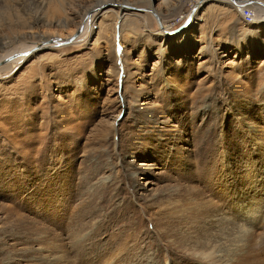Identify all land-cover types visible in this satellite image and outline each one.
<instances>
[{
	"label": "rangeland",
	"instance_id": "374dc122",
	"mask_svg": "<svg viewBox=\"0 0 264 264\" xmlns=\"http://www.w3.org/2000/svg\"><path fill=\"white\" fill-rule=\"evenodd\" d=\"M115 1L134 8L0 67V264H222L226 240L198 241L245 206L194 231L169 213L199 201L185 190L230 185L239 202L251 183L248 210L264 208V23L228 3L186 26L199 0ZM98 2L0 0V54L70 38Z\"/></svg>",
	"mask_w": 264,
	"mask_h": 264
},
{
	"label": "bare ground",
	"instance_id": "6f19581e",
	"mask_svg": "<svg viewBox=\"0 0 264 264\" xmlns=\"http://www.w3.org/2000/svg\"><path fill=\"white\" fill-rule=\"evenodd\" d=\"M208 2H218V3H225L232 5L233 7H236V10L242 14L243 7L250 8L249 5H253L255 8V11L250 8L254 13V20L252 21V24H263L264 23V10L258 9H264V2L259 0H199L198 3L193 7V9L189 12V14H185L183 18L186 17V26H188L190 23L196 22V16L199 15L201 12L202 7L205 5V3ZM247 4V5H246ZM117 5L123 7L121 12L118 13V18L122 20L124 18V15L126 12V8L132 9L134 8L133 5L127 4V3H118L115 0H99V2L92 8L88 9L87 12L84 14V20L80 27L78 28V32L73 34L75 35L72 39V43H77L82 40H86V34L90 31H92V25H93V19L97 18V15L101 10L102 13L100 14L105 15L110 8H106L108 6ZM106 8V9H105ZM136 9H139L136 7ZM141 9H147V8H141ZM149 10V9H147ZM150 11L157 15L158 13L155 11L154 8H150ZM111 12V11H110ZM124 14V15H123ZM93 17V19H92ZM195 18V19H194ZM146 20H143L145 26ZM147 27V26H146ZM163 32L170 29V24H165L162 22ZM183 33V31H182ZM92 34V33H91ZM72 35V36H73ZM181 35V32L175 34V38H178ZM70 36V37H72ZM67 39V38H65ZM64 38L59 37H52L50 40L48 38H44L38 42H25L26 44L21 46L13 47L12 49H6L2 52V55L0 54V67H3L5 65H11L12 68H15L18 66L22 59L25 58L27 55L33 53L37 48H43V47H54L58 46V44L61 42L64 44L65 41ZM8 46V45H7ZM5 63V64H4ZM249 177V174L247 175V178ZM243 187V184L240 188ZM247 190L246 192H254L256 195H259L261 192L260 190L252 185L251 183H248L247 186H244ZM239 190L236 189L234 186L230 185H224L221 186V190H219L218 194H216L215 197L212 199L215 200H203L202 195L199 191H196L194 188L185 190L186 195H191V197L196 196L199 200L198 202L194 201L191 204H187V206L179 207L177 211H175L173 208V212L171 213L172 216L177 224H180L182 222H189L190 227L194 229V231L198 230L199 228H205L209 225L208 220L210 219L211 215H213L215 212H221L223 210V207L229 204L233 205L232 208H240V204L244 205L245 208L242 209V211H239L237 214H240V217L233 218L234 213H232V217L228 221V223H220L218 222V219L215 220L216 228L213 231L209 232V235L203 237V239L199 240L198 242L202 245L200 249L210 248V241L211 237L215 239L216 242L224 241L226 240V243H223L222 246V253L220 256L222 257V264H264V244H262L259 240L260 236V225L261 230L264 231V208H260L258 211H249V206H253L256 204V200L251 199L250 195H245L241 198V200L238 202V192ZM237 193V194H236ZM235 196V198H234ZM237 202V203H236ZM189 203V202H188ZM258 206V205H257ZM170 208V207H169ZM159 209V208H158ZM171 211V210H170ZM253 212H258L253 214ZM169 219V217H168ZM171 221V220H169ZM245 223H243V222ZM175 222V221H174ZM242 222V223H241ZM171 225V224H170ZM206 225V226H205ZM173 226V225H172ZM219 227V228H217ZM214 241V242H215ZM222 241V242H223ZM263 241V240H262ZM213 243V242H212ZM213 246V244H211ZM181 246V245H180ZM193 257V256H192Z\"/></svg>",
	"mask_w": 264,
	"mask_h": 264
},
{
	"label": "built area",
	"instance_id": "2783aa9c",
	"mask_svg": "<svg viewBox=\"0 0 264 264\" xmlns=\"http://www.w3.org/2000/svg\"><path fill=\"white\" fill-rule=\"evenodd\" d=\"M242 16L247 23H251L254 20V13L250 8L243 7Z\"/></svg>",
	"mask_w": 264,
	"mask_h": 264
},
{
	"label": "water",
	"instance_id": "95a60500",
	"mask_svg": "<svg viewBox=\"0 0 264 264\" xmlns=\"http://www.w3.org/2000/svg\"><path fill=\"white\" fill-rule=\"evenodd\" d=\"M75 35H76V34H75ZM75 35H74V36H75ZM74 36H72V37H70V38H68V39H65L64 43L71 42V41H72V39L74 38Z\"/></svg>",
	"mask_w": 264,
	"mask_h": 264
},
{
	"label": "crops",
	"instance_id": "0c3cea01",
	"mask_svg": "<svg viewBox=\"0 0 264 264\" xmlns=\"http://www.w3.org/2000/svg\"><path fill=\"white\" fill-rule=\"evenodd\" d=\"M183 32H184V30H183Z\"/></svg>",
	"mask_w": 264,
	"mask_h": 264
}]
</instances>
